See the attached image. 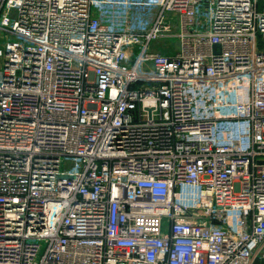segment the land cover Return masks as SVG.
<instances>
[{
    "label": "built area",
    "instance_id": "built-area-1",
    "mask_svg": "<svg viewBox=\"0 0 264 264\" xmlns=\"http://www.w3.org/2000/svg\"><path fill=\"white\" fill-rule=\"evenodd\" d=\"M0 264H264V0H0Z\"/></svg>",
    "mask_w": 264,
    "mask_h": 264
},
{
    "label": "rangeland",
    "instance_id": "rangeland-1",
    "mask_svg": "<svg viewBox=\"0 0 264 264\" xmlns=\"http://www.w3.org/2000/svg\"><path fill=\"white\" fill-rule=\"evenodd\" d=\"M175 45H177V43L174 42V41H172V42H170L169 44H166V46H161V49H162L163 51L167 52L168 47H170V46L174 47Z\"/></svg>",
    "mask_w": 264,
    "mask_h": 264
}]
</instances>
